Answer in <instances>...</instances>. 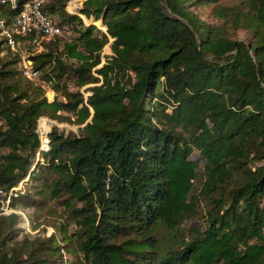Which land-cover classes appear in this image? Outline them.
Wrapping results in <instances>:
<instances>
[{
	"label": "trees",
	"instance_id": "trees-1",
	"mask_svg": "<svg viewBox=\"0 0 264 264\" xmlns=\"http://www.w3.org/2000/svg\"><path fill=\"white\" fill-rule=\"evenodd\" d=\"M74 1L39 79L0 30V264H264V0ZM41 119L77 131L39 154Z\"/></svg>",
	"mask_w": 264,
	"mask_h": 264
},
{
	"label": "built area",
	"instance_id": "built-area-1",
	"mask_svg": "<svg viewBox=\"0 0 264 264\" xmlns=\"http://www.w3.org/2000/svg\"><path fill=\"white\" fill-rule=\"evenodd\" d=\"M50 0H28L23 6L18 16L14 19L11 26H7L6 20L2 17L1 8L7 6L12 10L18 8V0H0V30L2 37L6 40L7 45L13 50L18 51L22 57V73L23 76L36 80L40 77V72L33 68L32 61L27 54L22 53V48L29 42L26 40L29 36H34L33 44H38L40 39H51L53 37L62 36V29L43 12V6ZM78 8V7H77ZM19 38L25 40H19ZM48 119H41L38 126V133L41 140L40 152H47L50 146ZM46 126V130H43ZM44 133V134H43ZM25 181L21 182L17 187L6 191L0 184V216H9L11 214H25L17 211L13 207V200L18 198L24 190Z\"/></svg>",
	"mask_w": 264,
	"mask_h": 264
},
{
	"label": "rangeland",
	"instance_id": "rangeland-1",
	"mask_svg": "<svg viewBox=\"0 0 264 264\" xmlns=\"http://www.w3.org/2000/svg\"><path fill=\"white\" fill-rule=\"evenodd\" d=\"M83 1H85V0H79V1H74V2H71L69 5H68V7H67V10L69 11V12H75V11H78L81 7H82V4H83ZM77 3V5H75V7H74V4H76ZM74 7V8H73ZM78 7V8H77ZM200 13V15L202 16V18L203 19H205V20H208V21H211L212 19L209 17V9H203L201 12H199ZM83 20H84V22H85V24L86 25H90L91 24V22L87 19V18H85V17H83ZM94 24H96V26H98L99 28H102L103 30H105V28H103L102 26H101V23L100 22H98V23H94ZM240 40H245V38L242 36L241 37V39ZM38 44H39V42H38ZM36 45V44H35ZM30 44L28 43L26 46H24V48H22V53L24 54H27L28 55V52L29 51H35L36 49H38V50H40V48L39 47H36V46H30ZM105 52L106 53H108V52H110V49L109 48H106V50H105ZM46 96L48 97V99L50 100V101H53V99H54V96H55V94H54V92H52L51 90H49L48 92H47V94H46ZM88 96V94H86V97ZM48 126H49V130L52 132V130H53V127H58V128H60V129H63V127L64 126H66V133H69V132H71V131H74V132H76L77 131V127L76 126H74V125H64V124H58L57 122H54V123H49L48 122ZM46 130V126H43V130L42 131H45ZM44 134V133H43ZM191 160H196L197 159V156L195 155V154H193L192 156H191V158H190ZM39 161V159H37V162ZM29 180V178H27L25 181H28ZM37 200H40V197H36V201ZM34 206H36V207H38L39 208V210L40 211H42V210H44V208L41 206V205H38L37 203H35V205ZM43 212V211H42ZM43 217V216H42ZM33 226H34V223H31V222H28V223H26V224H24V227H25V229L28 231V232H30V233H32V234H35V233H38V232H34L33 231ZM46 228H47V230H46ZM41 229H45V232H44V236H46L47 238H50L52 235H54V233H55V229L54 228H52V227H50V226H48V225H46V224H44L43 226H42V228ZM41 229H39V230H41Z\"/></svg>",
	"mask_w": 264,
	"mask_h": 264
},
{
	"label": "water",
	"instance_id": "water-1",
	"mask_svg": "<svg viewBox=\"0 0 264 264\" xmlns=\"http://www.w3.org/2000/svg\"><path fill=\"white\" fill-rule=\"evenodd\" d=\"M41 120H39V122H40Z\"/></svg>",
	"mask_w": 264,
	"mask_h": 264
}]
</instances>
